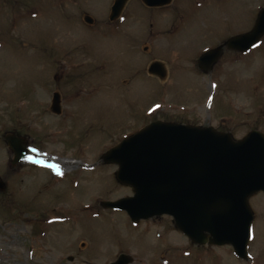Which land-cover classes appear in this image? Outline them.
<instances>
[{"label":"rangeland","instance_id":"1","mask_svg":"<svg viewBox=\"0 0 264 264\" xmlns=\"http://www.w3.org/2000/svg\"><path fill=\"white\" fill-rule=\"evenodd\" d=\"M113 3L0 0V264H109L122 253L128 264H264L262 192L250 198L247 260L230 245L193 244L169 215L135 224L100 205L133 194L101 155L150 121L212 125L238 139L264 132V36L245 53L225 49L209 73L197 64L249 31L264 0H127L111 21ZM154 61L162 78L148 71ZM8 133L31 145L17 166Z\"/></svg>","mask_w":264,"mask_h":264},{"label":"water","instance_id":"2","mask_svg":"<svg viewBox=\"0 0 264 264\" xmlns=\"http://www.w3.org/2000/svg\"><path fill=\"white\" fill-rule=\"evenodd\" d=\"M147 6H163L172 0H142ZM127 0H114L109 19H118ZM92 24L94 19L85 15ZM264 36V7L253 27L229 37L223 44L202 53L198 67L209 73L225 49L246 52ZM148 71L159 77L165 69L159 61ZM51 109L61 112L58 92ZM13 151L12 163L26 159L27 139L5 135ZM104 164H115L116 180L132 188L131 196L102 200L101 206L124 210L133 222L164 214L195 244L231 245L237 256L248 258V241L254 212L249 199L264 193V132L251 130L242 138L202 126L154 120L123 138L101 155ZM6 188L0 178V190ZM131 256L120 254L110 264H128Z\"/></svg>","mask_w":264,"mask_h":264},{"label":"snow or ice","instance_id":"3","mask_svg":"<svg viewBox=\"0 0 264 264\" xmlns=\"http://www.w3.org/2000/svg\"><path fill=\"white\" fill-rule=\"evenodd\" d=\"M32 162L33 163H42L40 161H32ZM46 166H48V167L53 168L54 170H56V172H57L58 175L61 174L60 171H59V166L58 165L52 164V165H46Z\"/></svg>","mask_w":264,"mask_h":264},{"label":"flooded vegetation","instance_id":"4","mask_svg":"<svg viewBox=\"0 0 264 264\" xmlns=\"http://www.w3.org/2000/svg\"><path fill=\"white\" fill-rule=\"evenodd\" d=\"M18 164V163H17ZM17 164H15V166H17ZM15 166H13V167H15ZM19 169H20V167H19ZM4 191V190H3Z\"/></svg>","mask_w":264,"mask_h":264}]
</instances>
